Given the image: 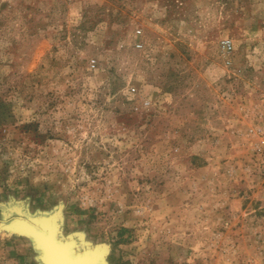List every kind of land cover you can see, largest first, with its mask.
<instances>
[{
	"label": "rangeland",
	"instance_id": "rangeland-1",
	"mask_svg": "<svg viewBox=\"0 0 264 264\" xmlns=\"http://www.w3.org/2000/svg\"><path fill=\"white\" fill-rule=\"evenodd\" d=\"M41 219L94 264H264V0H0V264Z\"/></svg>",
	"mask_w": 264,
	"mask_h": 264
},
{
	"label": "bare ground",
	"instance_id": "bare-ground-1",
	"mask_svg": "<svg viewBox=\"0 0 264 264\" xmlns=\"http://www.w3.org/2000/svg\"><path fill=\"white\" fill-rule=\"evenodd\" d=\"M50 226H51V221H48L46 223V227L50 228ZM53 228L54 227L50 229V234L46 235L45 233H43L44 235L43 240H45L47 244L46 247L48 250H49L48 245L50 246L51 244L60 245L59 244L60 240L55 241L54 239L55 231L53 230ZM60 246H64V247L63 248L60 247L61 249L59 250L57 249V251H52V250L45 251L44 254L48 258L47 264H87V261H88V264L95 263V257H97V253L95 251H93L92 253H90V251L86 252L84 256H81L82 258H80L79 260H76V259H72L69 257L70 250L72 249L71 244L66 243V244H61ZM56 258L60 260H56Z\"/></svg>",
	"mask_w": 264,
	"mask_h": 264
},
{
	"label": "water",
	"instance_id": "water-1",
	"mask_svg": "<svg viewBox=\"0 0 264 264\" xmlns=\"http://www.w3.org/2000/svg\"><path fill=\"white\" fill-rule=\"evenodd\" d=\"M31 220L33 222L36 221V219H34V218H32ZM38 223H39L40 228H36L34 225L28 224V223L27 224H19V222H18L16 224L18 225L19 229L28 233L32 237L34 244H35V247L40 251V259L42 261V264H47L48 258L45 256L44 253H45V251H48V249L46 247L47 244H46L45 240H43L44 235H43V232L41 230L45 227L46 223L43 221V219H41ZM52 227H54L53 230L55 231L56 224L55 225L51 224L50 228H48V233L46 235L50 234V229ZM54 239H55V241H59V239L56 238L55 233H54ZM66 243L71 244V245L75 244V242L73 240H69V241L60 240L59 244L61 245V244H66ZM86 252H89V251H83V252L76 253V252H73V250L71 249L70 253H69V257L72 259L79 260L80 258H82L81 256L85 255ZM92 252L93 251H90V253H92ZM95 261H96V257H95Z\"/></svg>",
	"mask_w": 264,
	"mask_h": 264
},
{
	"label": "built area",
	"instance_id": "built-area-1",
	"mask_svg": "<svg viewBox=\"0 0 264 264\" xmlns=\"http://www.w3.org/2000/svg\"><path fill=\"white\" fill-rule=\"evenodd\" d=\"M220 47L223 51H230L232 49V42L231 40L227 39V38H222L219 41ZM142 44L140 42L136 43V46H141ZM91 66H94V64L92 63Z\"/></svg>",
	"mask_w": 264,
	"mask_h": 264
}]
</instances>
